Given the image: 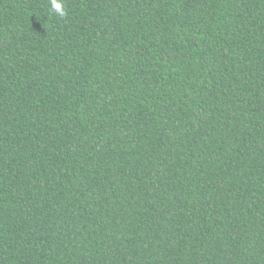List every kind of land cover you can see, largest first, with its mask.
<instances>
[{
	"label": "trees",
	"instance_id": "16d2710c",
	"mask_svg": "<svg viewBox=\"0 0 264 264\" xmlns=\"http://www.w3.org/2000/svg\"><path fill=\"white\" fill-rule=\"evenodd\" d=\"M0 0V264H264V0Z\"/></svg>",
	"mask_w": 264,
	"mask_h": 264
},
{
	"label": "clouds",
	"instance_id": "9594fccd",
	"mask_svg": "<svg viewBox=\"0 0 264 264\" xmlns=\"http://www.w3.org/2000/svg\"><path fill=\"white\" fill-rule=\"evenodd\" d=\"M52 10L60 16H65L66 11L63 7L62 0H51Z\"/></svg>",
	"mask_w": 264,
	"mask_h": 264
}]
</instances>
